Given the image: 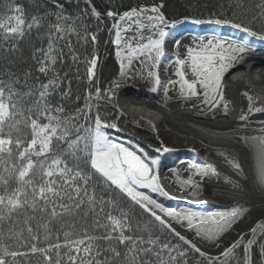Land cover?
<instances>
[{
  "label": "snow or ice",
  "instance_id": "6c2138e0",
  "mask_svg": "<svg viewBox=\"0 0 264 264\" xmlns=\"http://www.w3.org/2000/svg\"><path fill=\"white\" fill-rule=\"evenodd\" d=\"M12 2L0 0V7L12 13L6 21L0 19V52L7 54L0 67V224L11 226L5 239L14 240L15 247L23 251L0 246V264H10L9 258L13 264L17 260L30 264L28 258L37 255L43 258L44 264H187L189 251L204 257L209 264H232L236 260V249L242 246L243 236L226 247L219 241L233 226L241 210L234 207L214 212L177 211L166 207L153 194L176 199L165 191L158 171L160 154L174 149L162 144L155 149L157 155L149 157L143 149H134L130 142L125 146L107 134L106 129H117V124L106 122L100 115L99 104L105 98L107 101L113 99L114 90L121 87L118 81L104 91L103 97L98 87L94 96L92 91H86L83 108L69 111L63 103L57 102V96L60 101H66L72 93L70 80L68 87L62 90L68 74L61 76L55 66L64 63V48L68 49L67 55L73 63H77L78 56L70 37H77L76 44L86 41L89 33L84 23L63 14V5L55 0L52 3L58 12H44L30 18H26L22 7H13ZM161 7L142 6L119 15V21L130 20L138 30L127 41L122 38V31H129L132 24L121 29L118 21L112 26L113 43L120 62L119 77L144 76L146 68L147 78L153 81V93L161 85L157 68L165 57L167 29L177 26L167 21ZM242 9H246L243 0H231L227 4V18L208 22L231 26L255 37V31L231 18L232 15L238 18ZM91 15L100 17L94 9ZM106 16L114 19L117 13L108 11ZM191 22L202 23L198 19ZM45 26L48 29L44 34L46 47L33 45L24 61L19 45L33 29L39 33ZM145 32L150 34L145 37ZM61 41L64 42L62 46ZM91 41L96 42L94 34H91ZM174 46V75L178 79L169 80L168 84L178 87L181 98L202 96V103L212 107L221 92L224 74L249 51L246 41L218 34H196L185 45L181 44V39H176ZM181 47L183 53L179 51ZM17 60L29 63L30 70L16 71ZM134 60L140 62L141 70L131 71ZM86 63L91 82L97 57L93 55ZM34 73L43 75L46 82ZM93 99L97 102L95 113ZM244 119L246 117L241 116V120ZM237 139L250 155H256L260 163L259 179L264 181V137L240 136ZM233 167L237 173L243 171L239 162ZM188 171L187 179L177 174L176 183L182 192L191 189L192 196L198 195L202 186L194 176L202 179L219 175L216 168L197 163L190 164ZM196 202L207 203L204 200ZM169 219L223 250L216 255L202 251L177 231ZM257 227L250 230L252 234L257 232ZM160 228L165 233L161 234ZM167 233L188 247L180 250V245L167 240ZM41 244L44 246H39ZM253 244L254 241L249 240L243 245L244 258L237 264H249L247 255Z\"/></svg>",
  "mask_w": 264,
  "mask_h": 264
},
{
  "label": "bare ground",
  "instance_id": "6f19581e",
  "mask_svg": "<svg viewBox=\"0 0 264 264\" xmlns=\"http://www.w3.org/2000/svg\"><path fill=\"white\" fill-rule=\"evenodd\" d=\"M201 27L204 32L180 28L165 44V57L161 58L157 68L161 80L157 92L153 93L151 87H141L135 80H126L114 90L110 102L123 115L146 118L154 125L155 135L158 134L163 145L174 149L162 154L158 171L165 191L176 199H164L153 194L159 202L177 211L214 212L234 207L241 210L233 226L219 241L226 247L264 220V181L259 179L260 163L256 155H250L237 139L240 136L264 137V111H255L264 109V45L233 27L206 24ZM196 34L223 35L236 41H246L249 47L244 58L224 74L215 107L203 104L202 96L183 99L179 96L178 87L168 84L169 80L178 79L174 75L175 40L181 39V44L185 45ZM179 51L183 53L184 48ZM241 116L246 119L241 120ZM123 143L129 146V143ZM130 146L133 147L131 143ZM235 162L241 164L243 171H235ZM192 163L214 167L219 173L202 179L194 176L202 185L196 196L189 194L191 189L180 191L176 183L177 174L182 179L188 178V166ZM197 200L207 203L201 205ZM169 222L202 251L216 255L223 250L216 248L211 240L196 237L175 221L169 219Z\"/></svg>",
  "mask_w": 264,
  "mask_h": 264
},
{
  "label": "trees",
  "instance_id": "16d2710c",
  "mask_svg": "<svg viewBox=\"0 0 264 264\" xmlns=\"http://www.w3.org/2000/svg\"><path fill=\"white\" fill-rule=\"evenodd\" d=\"M56 3L62 4L64 12L63 14L79 18L78 23L82 22L87 27L89 36L88 39L80 44H76L77 37L72 35L70 39L73 41V51L78 56L77 63H73L71 57L67 55L68 49L64 48L66 55L64 56V63H57L56 71L61 76L67 73V80L62 85V90L68 87V80L71 81V98L66 101H60L57 96V102L63 103L69 110L75 108H83L85 104L86 91H92L93 96L95 89L98 87L101 89V95L103 97L104 91L110 87V85L116 80L120 73V64L116 56V45L113 43L115 39V32L113 30V24L117 23V18L126 11H130L132 8L142 6H162L161 11L165 15L169 23H179L182 21L201 20L203 22L213 21L217 18H227L225 13L227 11V4L231 0H55ZM246 5V9H242L241 15L237 18L232 15L231 18L242 22V26L249 27L252 31L257 33L256 36H264V0H243ZM224 4L225 7H221ZM12 6H20L25 11L26 18H30L32 15H43L44 12L52 13L58 12L59 9L54 7L52 0H13ZM96 10L100 13V17L97 18L91 15L92 11ZM108 11L117 13V16L109 18L106 16ZM0 7V19H7L8 15H11ZM253 17H256L253 20ZM54 19V18H50ZM82 32L81 29H78ZM48 31L47 27L40 29L37 33L36 29L32 30L31 35H26L24 41L19 47L24 52V61L27 60L30 47H46L47 38L44 34ZM91 34L96 36V42L91 41ZM41 39H38L37 37ZM0 39H2V33H0ZM63 41L60 42V46L63 45ZM7 47V45H5ZM7 54L0 52V67L5 63L4 57ZM18 55V54H17ZM93 55H98L99 60L95 69V75L91 82L87 77V67L89 66L86 61H89ZM19 65L16 71L30 70V64L17 60ZM51 75V73L49 74ZM34 76H39V79L46 82V78L38 73H34ZM7 82V78H5ZM77 97L79 100L77 101ZM93 113L96 111V100L93 99ZM99 112L102 117L106 118L108 123H116L117 129H106L109 137H115L127 142H131L138 149H143L149 157L156 156L155 147L159 146V141L154 132L148 130L145 127H141L137 121H134L128 117L121 115L106 98L99 104ZM155 146V147H153ZM2 167V166H0ZM11 227L7 224H0V246H6L9 250H21L15 247V242L12 239H5L8 234V228ZM78 230V229H77ZM160 233H165L163 228L159 229ZM264 232V230L262 231ZM262 232H256L255 234H248L242 239V246L235 251L236 260L232 264H237L238 261H242L244 258L243 245L247 244L249 240H253L254 244L250 247L247 259L249 264H264V235ZM167 240L173 244L180 245V250L187 248V245H183V242L178 241L171 233H167ZM54 242V241H53ZM39 246H44L43 244ZM187 264H209L204 257H200L199 254L194 251H189L187 256ZM30 264H44L43 258L40 256L29 257ZM10 264H13L11 258H9ZM15 264H24V261L17 260ZM119 264V262H117Z\"/></svg>",
  "mask_w": 264,
  "mask_h": 264
},
{
  "label": "rangeland",
  "instance_id": "374dc122",
  "mask_svg": "<svg viewBox=\"0 0 264 264\" xmlns=\"http://www.w3.org/2000/svg\"><path fill=\"white\" fill-rule=\"evenodd\" d=\"M143 7H152V6H143ZM137 9H139L140 7H136ZM149 14H151V13H149ZM118 20H117V22L119 21V17L117 18ZM145 23H146V21H145ZM129 24H132V28L129 30V31H127V32H123L122 31V38L125 40V41H127V40H129V39H131L134 35H136L137 34V28H136V26L133 24V22L132 21H130V20H126V21H119V26L121 27V29H124V28H126ZM212 26H216L215 24H211ZM183 27V28H182ZM182 29L183 31H185V30H187V29H191L192 31H194V30H199V31H203V27H201V25H196V24H187V26L186 25H179V26H176L174 29H167L168 31H169V36L168 37H166V39H165V44L166 43H168V42H170L171 40V38H172V36H174L175 35V33L176 32H178L177 30L178 29ZM189 31V30H188ZM180 32H182L181 30H180ZM204 32V31H203ZM223 33H225L226 35H229V33L228 32H223ZM150 33H148V32H145V33H143V35H145V37H147L148 35H149ZM251 38H254V39H256V40H258L259 42H257L258 44H262V45H264V39H261L259 36H255V37H253V36H250ZM165 46V45H164ZM116 51H117V47H116V49H115ZM117 60H118V58H117ZM118 62H119V60H118ZM119 64H120V62H119ZM137 70H141V64H140V62L139 61H133V66H132V69H131V71H137ZM143 71L145 72V75L144 76H134L132 79H128V78H120L119 76H118V78H116V80L115 81H118L119 83H121V82H123V81H126V80H135V81H137L138 83L140 82V86L141 87H152L153 86V81L150 79V78H147V76H146V71H147V69L146 68H144L143 69ZM123 115V114H122ZM125 117H128V118H130V119H132V120H134V121H137L138 122V124L141 126V127H145V128H147L148 130H150V131H154L155 129H154V125L150 122V121H147V119L146 118H142V117H134V116H126V115H124ZM154 133H157L156 131H154ZM157 135V141H159V146H153V147H155V149L156 148H160L161 147V145L163 144V141H161V139L159 138V136H158V134H156ZM164 146V145H163ZM152 157H155V156H152ZM162 157V154H160V158ZM258 225H260L261 227H257V232H262L263 230H264V220H262L260 223H258ZM248 234H250V231L249 232H247V234L245 233L244 234V237H246ZM244 237H243V239H244Z\"/></svg>",
  "mask_w": 264,
  "mask_h": 264
},
{
  "label": "water",
  "instance_id": "95a60500",
  "mask_svg": "<svg viewBox=\"0 0 264 264\" xmlns=\"http://www.w3.org/2000/svg\"><path fill=\"white\" fill-rule=\"evenodd\" d=\"M187 24H192L191 22H182V23H180V24H178L177 26H179V25H186L187 26ZM204 24H206V25H211V23H204ZM199 25H203V24H199ZM96 57H97V64H98V60H99V56L98 55H95ZM97 64H96V66H97ZM95 69H96V67H95Z\"/></svg>",
  "mask_w": 264,
  "mask_h": 264
}]
</instances>
